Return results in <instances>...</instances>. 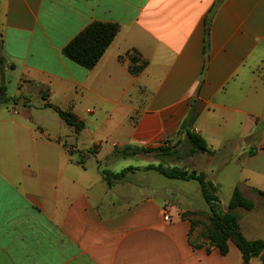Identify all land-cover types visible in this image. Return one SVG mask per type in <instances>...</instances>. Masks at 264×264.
<instances>
[{
	"label": "crops",
	"instance_id": "obj_1",
	"mask_svg": "<svg viewBox=\"0 0 264 264\" xmlns=\"http://www.w3.org/2000/svg\"><path fill=\"white\" fill-rule=\"evenodd\" d=\"M218 1L0 0V86L19 98L0 104V264H244L232 241L225 256L190 245L179 211L205 210L199 182L153 170L103 178L118 173L116 148L175 146L188 131L219 171L240 166L232 194L239 186L255 203L236 211L240 229L264 240V0ZM93 22L120 31L88 70L63 49ZM131 52L148 62L137 75ZM150 155L129 167L156 163L131 158Z\"/></svg>",
	"mask_w": 264,
	"mask_h": 264
},
{
	"label": "trees",
	"instance_id": "obj_2",
	"mask_svg": "<svg viewBox=\"0 0 264 264\" xmlns=\"http://www.w3.org/2000/svg\"><path fill=\"white\" fill-rule=\"evenodd\" d=\"M221 1L222 0L218 1L215 7ZM119 31L120 26L116 23L93 22L63 49V55L79 66L91 70L100 62L101 58L110 47ZM208 36L209 21L207 19L206 43L208 41ZM129 58L131 60L130 72L134 75L139 74L148 64V62L143 61L136 52H131L129 54ZM2 63L3 59L0 57V69ZM18 100L19 98L8 97L5 94V88L0 86V104H7L10 102L17 103ZM45 106L53 108L58 113L60 118L68 126L73 128L77 135L85 129L84 122L79 121L72 112L61 110L52 104H46ZM186 139L188 146L185 149L184 154L177 149L176 146H171L168 143L156 148H144L130 145L122 148H116L114 155L120 158H131L138 155L154 154L156 159H159L160 162L141 168H125L118 173L105 169L102 170L103 178L108 185L111 186L115 182L122 181L130 172L137 170H153L168 179L182 181L195 180L199 182L202 188V194L210 206L211 213L208 215L201 212L184 211L181 214V218L183 220H187L191 223L189 242L193 249H206L209 253L213 249H218L220 253L225 256L229 252V242L232 241L241 251L244 264H250V261L253 258H260L262 264H264V240H248L240 229V217L236 213L238 209L252 211L255 208L254 201L247 198L243 194L240 187L237 186L233 191L228 204V209L225 212H221L222 202L220 195L212 191L214 189V185L206 173H198L196 171H189L188 169L178 166L165 165V161L170 158L179 160L184 156L190 157L198 153H212L209 150L207 142L200 135L188 131L186 133ZM78 152L79 151H75L73 148H70V153L76 154ZM256 191L260 196L264 197L263 191L257 189ZM202 216L207 218L209 227L205 228V230L199 235V231H197V229L200 225L199 218Z\"/></svg>",
	"mask_w": 264,
	"mask_h": 264
},
{
	"label": "rangeland",
	"instance_id": "obj_3",
	"mask_svg": "<svg viewBox=\"0 0 264 264\" xmlns=\"http://www.w3.org/2000/svg\"><path fill=\"white\" fill-rule=\"evenodd\" d=\"M252 143L250 144L247 143V145L246 144L244 145H246L247 149H252L255 146V144H252ZM244 145L242 146L240 145V148L238 147V149L245 148ZM175 146L179 148V150L184 154L185 149L188 146L187 139L183 140L182 142H179ZM91 153L94 154V150H91ZM153 158L154 157H152V155L145 156L142 158H119V160H116L111 165H109L107 162L101 163V165L103 166V168H107L106 166L109 165L110 166L109 168H112L113 170L119 172L129 166H143V165L152 163ZM158 161L160 160L156 159V163H153V164H157ZM213 162H214L213 155L206 154V153H198L190 157L184 156L183 158L179 160L170 159L167 162H165V165L166 166H178L181 168L188 169L189 171H196L198 173L200 172L206 173L208 175V178L217 184V186H214V189L212 191L220 195L221 202H222L221 212H225L227 210L226 208L232 196V188L241 180V172H240L241 168L238 164L233 162L232 164H229L228 167L225 166L223 169H221V171H219L220 165L218 163L213 164ZM96 163L97 161L94 158L90 160L91 166L96 165ZM157 175L158 177H160V179H164L163 178L164 176L160 175L159 173ZM128 179L129 181H133V180L136 181V178L134 176H132L131 178L128 177ZM194 192H192L193 195H194ZM200 202H201V205H203V208H205V210H203L202 207L200 208L197 207L198 210H194V212H201V213L209 215L211 213L210 206L207 205L206 201L203 200V198H200ZM187 211H192V210H187ZM179 214L181 217L182 211H179ZM199 222H200V225L197 231H199L198 234L200 235L205 230V228L209 227V223L205 216L204 217L202 216L201 218H199ZM195 230H196V226H195Z\"/></svg>",
	"mask_w": 264,
	"mask_h": 264
},
{
	"label": "built area",
	"instance_id": "obj_4",
	"mask_svg": "<svg viewBox=\"0 0 264 264\" xmlns=\"http://www.w3.org/2000/svg\"><path fill=\"white\" fill-rule=\"evenodd\" d=\"M163 219L164 221H170V214L167 211L163 212Z\"/></svg>",
	"mask_w": 264,
	"mask_h": 264
}]
</instances>
